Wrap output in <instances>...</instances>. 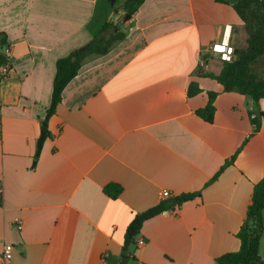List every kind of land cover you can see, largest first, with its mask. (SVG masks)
<instances>
[{"label":"crops","instance_id":"1","mask_svg":"<svg viewBox=\"0 0 264 264\" xmlns=\"http://www.w3.org/2000/svg\"><path fill=\"white\" fill-rule=\"evenodd\" d=\"M99 4L0 0L12 65L0 80V251L13 244V264H121L137 213L195 192L144 223L128 264H217L239 250L237 233L264 178V119L254 123L264 98L196 75L226 25L234 45L244 22L232 5L146 0L123 27L126 38L66 86L34 164L57 60L100 30ZM193 80L202 92L189 96ZM208 92L217 93L212 122L198 113ZM109 184L122 186L117 198ZM163 190L172 196L161 200ZM260 255L264 262V227Z\"/></svg>","mask_w":264,"mask_h":264},{"label":"trees","instance_id":"2","mask_svg":"<svg viewBox=\"0 0 264 264\" xmlns=\"http://www.w3.org/2000/svg\"><path fill=\"white\" fill-rule=\"evenodd\" d=\"M145 1L124 0L121 9L125 14H130L133 17ZM215 1L232 5L244 23L235 27L237 39L233 45L232 60L225 61L211 56L208 59L207 69H199L196 75L215 79L223 85L224 91L248 95L255 102H258L264 98V0ZM114 6L115 1L100 0L98 12L104 16L100 30L91 41L57 60L51 104L41 123V134L37 141L34 164L37 163L46 140L51 137L49 120L61 103L66 86L79 74L88 59L108 54L118 42L126 38L127 32L123 29L125 24L122 21L114 23L109 20L110 14L114 11ZM8 45L6 34L1 32L0 67L9 62V56L5 54V48ZM1 79L3 77H0ZM200 92H202V88L197 81L193 80L190 83L188 95L193 96ZM216 96V92H208L209 98L206 106L198 110V113L208 122L214 120ZM263 119L264 113L262 116L254 118L257 128L262 125ZM239 151L240 149L227 161L228 164H234ZM105 191L110 197L117 198L122 192V186L109 184L105 187ZM196 196L197 193L195 192L184 193L172 201H161L159 204L137 213L126 230L123 244L124 256L131 257L132 247L136 244V239L147 220L170 209H175L183 202L192 200ZM263 212L264 178L254 186L252 203L237 233L240 239L239 250L219 256L216 259L217 264H264L260 255V239L264 227Z\"/></svg>","mask_w":264,"mask_h":264},{"label":"built area","instance_id":"3","mask_svg":"<svg viewBox=\"0 0 264 264\" xmlns=\"http://www.w3.org/2000/svg\"><path fill=\"white\" fill-rule=\"evenodd\" d=\"M232 25H226L224 34L220 40V42H214L209 48V51L206 55L202 57L200 60L199 67L200 69H207L208 67V59L211 56H215L221 60L231 61L234 53V47L232 45ZM5 54L9 56V62L0 67V77L6 78L12 73V65L10 63V47L5 48ZM161 200H165L171 197V192L169 190H163L161 192ZM16 227L19 230H22L24 227V223L22 219H16L15 221ZM13 244L4 243L2 250L0 251V264H13Z\"/></svg>","mask_w":264,"mask_h":264},{"label":"rangeland","instance_id":"4","mask_svg":"<svg viewBox=\"0 0 264 264\" xmlns=\"http://www.w3.org/2000/svg\"><path fill=\"white\" fill-rule=\"evenodd\" d=\"M114 1H115L114 11L110 14L109 20L113 21L114 23H118V22L122 21V19L126 15L125 12L121 9V7L124 3V0H114ZM132 248L134 249V247H132Z\"/></svg>","mask_w":264,"mask_h":264},{"label":"water","instance_id":"5","mask_svg":"<svg viewBox=\"0 0 264 264\" xmlns=\"http://www.w3.org/2000/svg\"><path fill=\"white\" fill-rule=\"evenodd\" d=\"M112 1H114V0H112ZM131 17H132V16H131L130 14H126V15L124 16V18L122 19V23L125 24L127 21H129V20L131 19ZM129 260H130V257H128V256H124V257L122 258V263H121V264H128Z\"/></svg>","mask_w":264,"mask_h":264}]
</instances>
